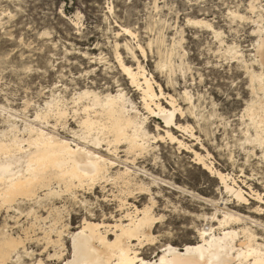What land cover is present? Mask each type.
I'll return each instance as SVG.
<instances>
[{
  "label": "rangeland",
  "instance_id": "rangeland-1",
  "mask_svg": "<svg viewBox=\"0 0 264 264\" xmlns=\"http://www.w3.org/2000/svg\"><path fill=\"white\" fill-rule=\"evenodd\" d=\"M252 3L256 5L253 9L250 8ZM231 12L239 13L236 14L238 16L242 14L241 17L245 18H235ZM259 15H264V0H0V131L5 130L3 124L7 122L9 128L19 127L20 137H27L23 135L28 115L23 110L26 104L31 105L33 101L40 103L41 100L47 103L53 96L69 100V93L74 95L84 87H112L116 90L120 84L144 113L141 94L130 86L115 60L119 49L127 64L136 67L140 61L148 76L157 84H154L157 91L160 85L165 93L174 94L177 104L184 111L190 105L182 92L185 89L191 92L194 108L196 106L191 110H195L194 115L186 110V115H178L177 120L185 124L190 132H174L200 153V114L209 121V135L203 134L205 137L202 135V139L204 149L212 156L210 161L219 171L230 176L232 174L231 177L235 175V188L241 187L248 198L247 202L237 201L225 191L217 177L193 161L192 153L179 150L177 144L169 141L159 143V149L155 147L157 150L154 148L156 151H153L157 160L145 163L140 158L131 167L139 174L135 181L139 183L136 187L143 179L153 187L152 193L144 195L137 190L131 194L132 197L124 207L125 211L132 213L131 210L134 211L136 206L143 209L145 204L151 203V211L158 219L153 228L156 237L154 243L147 241L142 248L138 247L141 256L154 262L162 255L161 246L164 244L169 243L179 248H183L185 244H194L200 240L201 229L213 227L214 233L219 235L222 227L218 219L226 211L235 216L240 215L238 217L241 218V222H231L227 228L232 226L241 230L249 225L259 238L264 235V204L251 198L249 192L252 189L264 198V159L261 158L259 147L254 149L253 145L244 143L247 140L246 132L253 135L254 128L253 122L248 118L243 120L242 115L247 104L252 99L259 100L263 94L252 90L247 72L225 52L228 43L235 44L240 52L247 54L244 59L250 62L248 59L254 52L253 45L257 39L256 19L259 18L256 17ZM205 18L213 23L215 30L223 33L222 40L212 30L200 27L198 23ZM121 28L133 30L135 35L127 36ZM125 44L130 48L142 44L146 52L143 54L135 50V59ZM97 56L108 60L111 67L102 61H96L94 58ZM167 62H173L171 69ZM165 63L169 68L162 67ZM29 68L31 71H27ZM232 83L237 85L235 89L228 87ZM156 120H149V131L154 135L157 133L154 126ZM68 124L71 125L68 132L76 130L77 120L69 121ZM61 133V137L71 140L63 128ZM191 133L196 136L191 138ZM251 149L255 152H251ZM117 170L115 168L112 172ZM152 179H156L153 184ZM230 183L233 185L231 180ZM98 188L99 195H105L104 190L107 189V207H111L112 211L101 210L97 216V213L85 212L81 207L70 212L67 224L64 227L58 226L63 230L64 258L72 256L69 234L77 230L85 218L95 216L98 222L104 220L114 223L111 216L119 217V198L125 192L112 182L104 183ZM88 195L96 198L97 192L94 189L91 194L82 193L84 198ZM258 205L263 208L262 214L253 212ZM103 207L105 206L101 205V209ZM5 219L9 221L8 226L0 223V232L5 227L12 230L10 224L15 221V216ZM46 230L49 231V228ZM51 231V235L57 238L56 229ZM44 234L38 233L42 236ZM31 239L34 243L26 247L37 264L39 258L47 259L48 253L54 254L55 249L59 248L50 246L47 252H43L44 244L41 246L35 242V237ZM242 240L240 233V241ZM258 241L261 242L260 239ZM33 250L36 251L35 254ZM59 262L60 260L55 259V264Z\"/></svg>",
  "mask_w": 264,
  "mask_h": 264
},
{
  "label": "bare ground",
  "instance_id": "bare-ground-1",
  "mask_svg": "<svg viewBox=\"0 0 264 264\" xmlns=\"http://www.w3.org/2000/svg\"><path fill=\"white\" fill-rule=\"evenodd\" d=\"M254 6L256 7V5H253L252 3L250 8L253 9ZM236 14L233 12L232 16L236 18L239 16L241 17L242 15L241 14L238 16ZM243 14L245 16V13ZM256 18V22H258V28L255 30L257 39L253 45L254 52H252L251 58L258 60L260 52L264 51V15H259V17ZM208 21L206 18L201 19L198 24H200V27H205L212 30L215 36L222 40L221 37L223 36L221 35L223 33L215 30L213 23ZM121 31L127 36L135 35L132 33L133 30L130 31L128 28H121ZM228 44L227 47L225 46L226 54L230 55L232 60L237 61L236 63L239 62L240 64L238 63V65H241V67L247 72L251 82L252 90L255 93L257 92L263 94L262 98L259 97V100L252 99L247 104L246 110L242 115V119L248 118L253 122L252 128H254V134L252 135L249 134L248 131L246 132L247 140L251 141L249 144L253 145L254 149L255 147L260 148V143L262 140L261 134L264 133V83H262L259 79L249 75L247 67L249 66L250 62L244 59L245 56H241L238 59H233L239 49L237 46H235V44ZM141 45H138L136 48L134 47L135 49L132 47L130 48L127 44L124 46L135 58V50L143 54L146 52L145 48H143ZM118 50H115V60L118 63L123 75H125L129 81L130 86L134 88L139 94H141V105L145 112L143 113L139 109L138 105L135 104V101L129 98L127 91H125V88L120 84L117 85L118 88H116V90H113L114 88L112 87H107L105 89H101L99 87H84L76 91L74 94L75 96H80L83 94L82 106L80 107L81 109H74V114L81 117L80 120H77V127L84 123L85 120L89 121V131L91 132V135L85 134L84 140H82L79 144H77L72 139H67L65 136H60V140L66 143L71 142L73 147L85 148L86 151L92 153V163L96 165L95 171L97 172V176L93 178L99 179L101 182L98 187L103 186L104 183L111 184L112 182L114 184H118L122 192H125V194H123V196L121 195V198H119V217L111 214V217L115 221L114 223H112L113 221L108 223L104 220L98 222L95 220L94 215L92 218H85L81 226L69 234L72 242V256L68 259L64 258L65 244L63 242V230L59 229L54 220V222L51 223V227H49V231L46 230L47 232H45V234L43 233V252H47L50 246L59 247V250L55 249L54 254L53 252L52 254L48 253L47 256V258L51 257L60 260L58 264H61V261H63V264H250V262L251 264H257L258 261L264 258V247H262L261 242L258 241L256 234L248 227L249 225L244 226L241 228V230L232 228V226L227 228L231 222H241V218L238 217L240 215L235 216L233 213H229V211L224 212L223 217L218 219V223L220 227H222V232L219 235L214 233L215 230L213 227H209L207 230L201 229L199 230L200 240L194 244H185L183 248L173 246L169 243L164 244L161 246L162 255L154 262L141 256V253L139 252L140 249L138 247L142 248L144 242L148 243L147 241H153L156 238L154 237L153 228L158 219H156V215L154 216L151 211V206H149L151 203L149 205L145 204L146 206L144 205L145 207L143 209H139V206L137 207L136 205H133L136 207L134 211L131 210L132 213L125 211L126 209L124 210V207L128 204L129 198L132 197L131 194H133V192L139 190L144 195L152 193L153 187H151L150 184H146L143 179L141 184L136 187V185L139 183H136L135 181H137L139 174L134 169H132V166H135V162L140 158L143 159L145 163L156 159L154 152L157 150L155 147H157L159 143L162 144L166 141H169L171 144H177L179 150L181 149L188 153H192L194 156L193 161L201 165L203 170L209 172L212 174V176L217 177L221 181L225 191L233 195L237 201L241 203L247 202L248 198L246 197L247 193L241 187L235 188L236 181L233 178L235 175L231 177L232 174L230 176L228 173L219 171L218 168L216 169L214 167V163L210 161L209 158L212 156L210 155V152L204 149V140L202 139L203 134L205 136L209 135L207 132L209 128V121L205 120L200 114V123H198L200 125V137L198 136L200 138V153L195 151L192 145L180 139L179 136L174 132V130L182 132L188 131V127H186L185 124H181L177 120L178 115L182 117L186 110L191 111L194 108L192 100L193 97H191L193 95L190 94L191 92L189 93V90L187 89L182 92V96H184L186 100L189 101L190 105L184 111L183 107L177 104L174 94L165 93L164 89H162L163 87L160 85H158L159 90L157 91V87H155L157 84L154 83L152 77L148 76V72H146L144 68L145 66L143 67L139 60V63H137L136 67L127 64L124 59H122L120 55L121 52L119 53ZM101 56H97L94 59L99 62L102 61L106 63L107 66L111 67L110 62L107 63L108 60H105V58ZM167 59H169V57ZM162 61L163 60H161V62ZM167 63L170 65L171 69V63L173 62ZM167 63L163 64L162 67L169 68ZM202 81L203 80L201 79L200 82L202 83ZM116 82L119 83L118 81ZM84 109H88V112H85ZM193 112H195V110L191 111V114ZM151 118L157 119L154 125L157 131L155 135L149 131V123H151L149 120ZM249 121L247 123H249ZM93 123L96 125L95 128L91 127V124ZM128 125H131L130 132H126V134L120 133L117 136L109 135L110 132L118 131L120 129L126 130ZM33 126L38 127L34 124H27L25 128L31 130ZM68 128H71V125L68 124ZM70 131L71 133L76 132L74 129H71ZM189 132L190 131H188V133ZM194 134L191 133V138L196 136ZM31 139L32 137L30 136L20 137L19 135L15 134L14 131H0V164H3L6 158H9L11 153H15L16 156H20L23 149L31 150L30 144L25 143V141H30ZM209 139L211 140V138ZM84 141H87V146L85 145ZM97 145H99V147H97ZM154 148L156 149L155 151ZM251 150V152H255L253 149ZM202 151L206 154H204ZM260 155L261 158L264 159V152H262ZM13 162H15V157L9 159V163ZM115 168H118V170L114 173L112 170ZM8 180L9 177L5 173L0 172V181H2V183H0V188H2L8 182ZM230 180L232 181L233 185H231ZM155 181L156 179H152L151 183L153 184ZM249 195L251 198L254 197L255 200L259 201L261 205L264 204V198H262V195L257 191L251 189ZM262 210L263 208L258 205V207H256L253 212H255V214H262ZM253 219L252 222L254 221ZM256 223L258 222L256 221ZM6 225L7 224H4V226ZM54 229L57 231V238L51 235V230L54 231ZM2 233L3 230L0 232V234ZM240 233H242V241H244V243H241L240 241ZM152 243H154V241ZM26 250L28 251L27 247ZM249 251H252L253 253L251 257L247 255ZM35 252L33 254H35ZM41 260L42 259L39 258V264ZM11 261H15L14 256L11 258Z\"/></svg>",
  "mask_w": 264,
  "mask_h": 264
},
{
  "label": "snow or ice",
  "instance_id": "snow-or-ice-1",
  "mask_svg": "<svg viewBox=\"0 0 264 264\" xmlns=\"http://www.w3.org/2000/svg\"><path fill=\"white\" fill-rule=\"evenodd\" d=\"M239 19L243 20L244 17ZM245 55L247 54L237 51L233 59ZM249 60L250 64L247 67L249 75L264 83V51L260 52L258 60L253 58ZM228 87L235 89L237 85L232 83ZM68 95L71 96L69 100L53 96L47 103L41 100L40 103L33 101L31 105L26 104L23 109L28 114L25 123L39 126H33L31 130L24 129L23 135L32 137L30 141H25L30 144L31 150L23 149L20 156L11 153L10 157L0 164V172L9 177L8 182L0 188V223L7 224L9 221L5 218L15 216V221L10 224L12 230L4 228L0 234V264H12L13 256L14 264H37L26 250V246L34 243L31 237H36L35 242L42 246L44 239L38 233H44L51 227L52 220H55L57 226H63L68 220V214L77 208L82 207L85 212H95L97 216L101 210L112 211L111 207H107L108 200L105 198L107 189L104 190L105 195H99L98 186L101 182L93 178L97 176V172L96 165L92 163V153L85 148L73 147L71 142L60 140L62 128L77 144L84 140L85 134L91 135L88 120L80 124L75 133L68 132V122L81 119L73 113V109L82 106L83 94ZM84 111L88 112V109ZM3 127L5 131L20 134L19 127L9 128L7 122ZM91 127L95 128L96 125L93 123ZM130 131L131 125H128L126 130L120 129L110 132L109 135L117 136ZM261 136L260 150L264 152V133ZM84 143L87 146V141ZM244 143L251 141L245 140ZM12 157H15V162L9 163ZM94 189L97 198L90 195L87 198L82 197V193L91 194ZM101 205L105 207L101 209ZM258 239L264 247V235ZM247 255L251 257L252 251ZM40 264H55V258L42 259ZM257 264H264V258Z\"/></svg>",
  "mask_w": 264,
  "mask_h": 264
}]
</instances>
